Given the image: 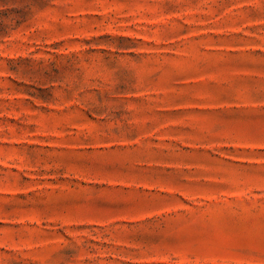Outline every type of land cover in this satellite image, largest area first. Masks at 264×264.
I'll list each match as a JSON object with an SVG mask.
<instances>
[{"label":"rangeland","instance_id":"374dc122","mask_svg":"<svg viewBox=\"0 0 264 264\" xmlns=\"http://www.w3.org/2000/svg\"><path fill=\"white\" fill-rule=\"evenodd\" d=\"M0 264H264V0H0Z\"/></svg>","mask_w":264,"mask_h":264}]
</instances>
